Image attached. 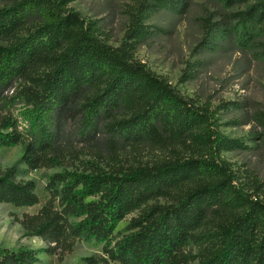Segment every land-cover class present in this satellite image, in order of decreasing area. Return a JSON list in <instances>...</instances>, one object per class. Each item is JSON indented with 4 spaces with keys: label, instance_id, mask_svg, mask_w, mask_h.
<instances>
[{
    "label": "trees",
    "instance_id": "16d2710c",
    "mask_svg": "<svg viewBox=\"0 0 264 264\" xmlns=\"http://www.w3.org/2000/svg\"><path fill=\"white\" fill-rule=\"evenodd\" d=\"M7 1L0 8V147L19 145L23 153L0 168V203L38 204L34 182L20 176L85 151L115 155L149 146L188 155L49 175L44 204L18 220L23 237L45 246L0 247V264H38L39 252L62 261L79 241L102 245L85 264H264V201L237 186L240 177L221 156L245 146L222 136L215 112L133 58L135 44L153 35L150 15L183 1L138 0L118 47L99 38L95 21L67 8L73 0ZM218 1L230 7L250 0ZM234 16L238 45L247 47L255 32L264 36V0ZM203 21L207 49L217 26ZM257 119L264 129V112ZM159 199L167 203L148 204ZM136 210L127 233H114L116 221Z\"/></svg>",
    "mask_w": 264,
    "mask_h": 264
},
{
    "label": "rangeland",
    "instance_id": "374dc122",
    "mask_svg": "<svg viewBox=\"0 0 264 264\" xmlns=\"http://www.w3.org/2000/svg\"><path fill=\"white\" fill-rule=\"evenodd\" d=\"M137 1L73 0L67 8L86 20L95 21L99 38L112 47H118L125 39L130 12ZM182 1L176 9H162L150 15L147 24L153 35L135 44L133 58L154 75L163 77L180 96L217 114L222 136L245 146L221 154L240 177L237 186L264 201V129L257 119L258 113L264 112V36L253 33L247 47L235 41V32L239 27L234 15L244 10L252 0L230 7L218 0ZM9 3L0 0V8L9 6ZM205 17L210 18L211 27L217 26V30L215 43L202 49ZM223 103L226 107H221ZM20 106L14 109L19 119ZM22 153L19 145L0 147V168L13 165ZM174 155L149 146L138 150L127 148L115 155L105 151L100 155L85 151L77 158L66 159L60 167L28 171L20 178L34 182L38 204L14 207L0 203V247L11 251L20 248L38 251L45 246L37 237H23L18 220L25 213H36L44 204L47 198L44 188L49 175L65 170L92 175V168L109 172L112 167L138 163L150 165ZM178 155L188 154L182 150L175 156ZM166 203L162 199L148 202L149 205ZM138 214L136 210L116 221L114 233H127L130 220ZM101 247L96 242L79 241L62 261L56 256L39 252L38 264H85L83 258L101 255Z\"/></svg>",
    "mask_w": 264,
    "mask_h": 264
}]
</instances>
